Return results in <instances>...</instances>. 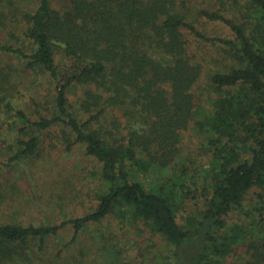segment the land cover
<instances>
[{
  "label": "trees",
  "instance_id": "16d2710c",
  "mask_svg": "<svg viewBox=\"0 0 264 264\" xmlns=\"http://www.w3.org/2000/svg\"><path fill=\"white\" fill-rule=\"evenodd\" d=\"M55 1L21 13L0 0V57L15 56L36 81L55 85L52 109L38 104L34 118L15 101L20 70L0 60V153L8 155L0 161V264H36L67 225L78 235L111 215L141 222L172 246L164 264H226L247 237L243 226H229L230 215L264 189V0H219L218 10L199 13L194 0ZM204 21L223 24L233 39L207 36L197 25ZM204 43L232 62L209 78L208 107L197 90ZM193 126L210 135L206 165L183 157ZM55 129L69 149L84 146L101 164L94 212L60 224L4 220L2 171L33 162ZM250 245L241 264H264V235Z\"/></svg>",
  "mask_w": 264,
  "mask_h": 264
},
{
  "label": "rangeland",
  "instance_id": "374dc122",
  "mask_svg": "<svg viewBox=\"0 0 264 264\" xmlns=\"http://www.w3.org/2000/svg\"><path fill=\"white\" fill-rule=\"evenodd\" d=\"M39 1L13 0L21 13L34 11ZM62 1L65 0L55 2ZM192 5L195 13H199L203 8L209 10L217 8L219 0H204L202 5L199 0H194ZM227 11L226 15L233 19L240 17L235 9ZM195 13L192 11L190 18L196 21V17L193 16ZM197 25L209 37L219 36L226 39L234 37L233 33L220 23L204 21ZM197 54L202 58L205 70L197 90L201 95L200 100L208 107L215 99L211 93L209 78L219 69L223 70L226 65L231 66L232 62L225 60L220 46L211 43L202 44L197 49ZM0 60L2 67H11L21 72L20 76L14 77L11 81L17 88L16 104L26 109L34 118L39 105L44 109L48 107L52 109L55 85H52L50 79L43 78L41 81H36L35 72L26 71L25 65L15 56L3 55ZM78 93L80 94L79 91ZM77 95L74 94L76 98ZM34 99L38 100L37 104ZM44 113L50 115L49 111ZM46 134L44 149L40 156L33 159V162L27 161L29 165L24 164L27 163L26 161L21 162L14 166L13 170L9 168L2 171V180L8 182L6 200L2 207L4 220L36 225L60 224L63 221L84 217L94 212L97 206L96 194L100 193L101 164L86 156L84 146L74 144L69 149L62 140L60 130L55 129ZM207 134L194 126L184 134L183 157L191 160L192 166L198 164L197 161L204 165L209 161L207 141L210 135ZM3 154L5 153H0V161L8 158L7 154ZM24 166L30 169V177H26ZM13 184L17 187L13 188ZM262 197H264V189H253L245 200L244 210L235 211L230 215L229 226H243L247 237L235 246L226 264H241L250 244L257 237L264 235V218L255 211L261 207ZM198 202L200 206L191 203L190 211L195 212L201 208L204 201ZM170 248L172 246L165 245L159 235L151 232L141 222L122 223L111 215L99 223L90 224L78 235L73 225H67L58 235L47 240L45 253L37 254L34 262L36 264H164L170 255Z\"/></svg>",
  "mask_w": 264,
  "mask_h": 264
}]
</instances>
